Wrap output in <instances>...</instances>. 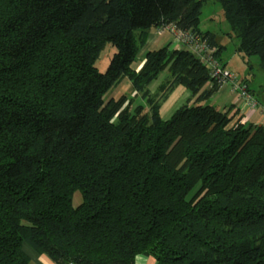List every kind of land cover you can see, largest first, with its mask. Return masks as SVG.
I'll list each match as a JSON object with an SVG mask.
<instances>
[{
  "label": "trees",
  "instance_id": "obj_1",
  "mask_svg": "<svg viewBox=\"0 0 264 264\" xmlns=\"http://www.w3.org/2000/svg\"><path fill=\"white\" fill-rule=\"evenodd\" d=\"M216 1L264 74V0ZM201 6L0 0V264H31L25 247L54 264H264V124L206 103L218 85L186 49L147 51L132 67L166 25L218 58ZM106 44L116 52L100 73ZM123 79L134 96L107 101ZM179 86L189 96L163 120Z\"/></svg>",
  "mask_w": 264,
  "mask_h": 264
},
{
  "label": "rangeland",
  "instance_id": "obj_2",
  "mask_svg": "<svg viewBox=\"0 0 264 264\" xmlns=\"http://www.w3.org/2000/svg\"><path fill=\"white\" fill-rule=\"evenodd\" d=\"M201 1L202 6L200 10L201 13L199 15V29L203 32L212 33L217 44L216 50H218L219 48L222 49L221 53H218L217 55L218 58H216L219 65L222 66V64L225 63L227 67H222L230 71V73L238 80L237 82L245 85L250 93L253 92L251 91V88L247 85V82H245V80L251 82V87L254 90H261V92L264 93V74L259 66V58L257 56H246L243 52L238 50V38L234 33L231 32L228 24L224 20L223 10L219 2H217L216 0ZM162 27L163 26H159L154 30L156 31ZM166 38L170 41L169 48L173 50L175 46L174 42L172 41L171 37H168L167 35ZM145 49L146 48L141 51V56H138L137 62L132 65L133 69H137L139 60L142 59L144 53L146 52ZM115 52V48L110 44H106L100 51V54L94 64L95 68L100 73H104L107 70L110 60ZM167 78L168 72H162L158 76V78L153 81L148 87L150 92L153 93L157 86L164 82ZM223 89H227L230 91V88L228 87ZM185 94L181 95L179 92H176L168 101L165 102L164 106H162L163 104L161 105L163 107L161 111L163 120H168L176 109L184 105L189 96L188 92ZM233 94L235 102V93ZM122 96H127L129 98L134 96L130 84L127 81H122L121 84H117L116 87L108 93V95L106 96V100H118ZM139 100L140 99L137 98L135 101H133L132 106L135 104H140L141 101ZM213 105L214 104H212V106ZM221 109L222 107L220 108V110ZM81 201L82 199L80 193L78 191L75 192L72 195V205L76 207L81 203ZM25 251L31 252L26 247Z\"/></svg>",
  "mask_w": 264,
  "mask_h": 264
},
{
  "label": "built area",
  "instance_id": "obj_3",
  "mask_svg": "<svg viewBox=\"0 0 264 264\" xmlns=\"http://www.w3.org/2000/svg\"><path fill=\"white\" fill-rule=\"evenodd\" d=\"M157 33H166L178 49H186L197 56L200 62L209 68L210 76L217 83L219 90L228 87L232 93H235V103H238L235 104V110L239 116L245 112L259 109L261 120L264 122V107H259L256 98L247 90L246 86L240 82L238 83V80L230 71L219 65L213 57L214 51L200 36L189 31L177 30L173 25L163 26L157 30Z\"/></svg>",
  "mask_w": 264,
  "mask_h": 264
},
{
  "label": "crops",
  "instance_id": "obj_4",
  "mask_svg": "<svg viewBox=\"0 0 264 264\" xmlns=\"http://www.w3.org/2000/svg\"><path fill=\"white\" fill-rule=\"evenodd\" d=\"M169 44H170V41L166 38V33H157V30L155 31L153 29L151 31V33L149 34V36L147 37V40H146V43H145V46L143 47V49L146 48L145 49L146 52L147 51H153V50H156L158 48H162V47L169 45ZM173 49H178V48L176 46H174ZM141 51L139 52L138 56H141V54H140ZM138 56H137V59H138ZM138 64L139 65L137 66V69L134 68L136 71H138L140 69V67L142 66L143 57H142V59L139 60ZM224 65H225V67H227L225 63H224ZM122 81L128 82L127 79H124ZM246 81L247 80H245V82ZM121 82L119 84H121ZM247 85L251 88V91L253 92L252 94L256 98L259 107H264V93H262L261 90H257V91L254 90L251 87V82H247ZM176 92H179L181 95H184L185 93H187V90L183 87H180V86L176 87L174 89V91L169 95V97L167 98L166 101H168ZM233 96H234V94L231 91H229L227 89H222V90L218 91L216 94H214L211 98H209V100L207 102L211 105L214 104V106H216L218 109H220L222 107L221 112L228 109L229 107H232L229 110V113L231 114L232 112L235 111V108H236V106H235L236 103L234 102ZM165 102L163 103L162 106H164ZM162 106H161L160 111H159L161 118H162V112L161 111L163 108ZM241 117H242V120L247 124H253V125L264 124V122H262V120H261V115H260L259 109L256 111L248 112V113L245 112V113H243V116H241ZM26 253L30 257L31 264H54L44 255L39 256V255L34 254L32 251L26 252ZM135 264H155V261L151 257L137 256L135 258Z\"/></svg>",
  "mask_w": 264,
  "mask_h": 264
}]
</instances>
